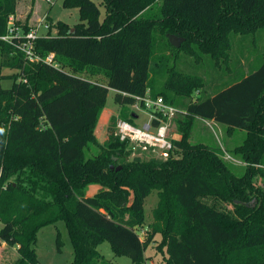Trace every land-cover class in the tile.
Here are the masks:
<instances>
[{"label":"trees","instance_id":"16d2710c","mask_svg":"<svg viewBox=\"0 0 264 264\" xmlns=\"http://www.w3.org/2000/svg\"><path fill=\"white\" fill-rule=\"evenodd\" d=\"M102 3L107 14L99 23L89 0H63V6L80 7L87 21H58L35 40V52L42 58L53 53L55 66L30 62L2 39L18 0H0V79L13 80L10 88L0 87V240L16 247L14 264H40L38 230L59 220L72 241L73 264H112L96 248L103 239L116 255L146 264L145 250L156 234L162 235L157 248L163 264H264V183L255 181L258 176L264 182V57L256 70L226 80L208 96L193 97L207 88L206 77L175 67L161 88L149 82L158 35L166 50L182 49L198 63L209 55L220 65L232 59V34L264 30V0ZM15 24L25 32L32 28L28 20ZM169 33L185 41L175 47ZM5 68L16 72L3 74ZM110 89L123 106L148 93L186 112L174 120L181 137L173 139L169 157L131 158L132 147L114 128L87 155ZM121 118L134 122L126 110ZM196 118L246 130L233 149L245 163L242 174L214 147L191 141ZM111 120L115 126L117 117ZM90 185L99 191L88 195ZM152 190L158 191V204L144 243L136 227L144 222ZM218 200L232 208L221 209ZM60 243L58 238L59 249Z\"/></svg>","mask_w":264,"mask_h":264},{"label":"rangeland","instance_id":"374dc122","mask_svg":"<svg viewBox=\"0 0 264 264\" xmlns=\"http://www.w3.org/2000/svg\"><path fill=\"white\" fill-rule=\"evenodd\" d=\"M97 8L99 15L97 21L103 22L107 11L105 9L102 0H89ZM158 6H154V11ZM49 15L48 21L53 25L58 21H63L73 26L76 23L86 22L87 19L83 18L81 8L78 6L67 7L63 6V0H56L54 3H49L47 0H18L17 13L15 19L21 22L33 17L37 21H33V26H36L40 19L45 15ZM50 24V27H51ZM43 30V28H42ZM41 30V32H42ZM53 35L56 34L54 26L51 28ZM158 35L156 38V46L151 61V77L149 79L150 86L154 89H159L163 86V83L169 74V69L175 67L179 71L201 74L206 77L208 81L207 88L199 93H194V98L197 96H208L218 92L226 80L233 78L234 81L241 78L243 73H249L256 70L263 62L264 57V30L259 29L254 33L247 35H231L233 43L232 59L229 62H221L220 65H215L214 61L209 55L202 56V62H196L192 57L187 55L182 49L166 50L164 43ZM161 60V61H159ZM218 66V67H216ZM16 72L5 68L2 73L10 74ZM1 76V73H0ZM240 76V77H239ZM102 82H105V78H101ZM215 83H214V82ZM233 82V81H232ZM13 83L11 78H3L0 80V87L10 88ZM223 83V84H222ZM115 90L110 89L105 107L101 111L99 120L94 129V135L96 142H92L88 149H86L87 155H92L99 150L100 145H104L105 141L109 138L111 128L115 129L112 125L113 117H121L122 111L126 110L130 115L132 109L130 106H123L115 102ZM136 109V108H135ZM137 110V109H136ZM139 119L135 122L137 125H143L147 119V115L142 109L138 110ZM207 121L211 122V119L196 118L193 121L191 128V141L202 142L209 146L214 147L218 151V156L223 160L230 162L234 165V170L237 174H242L245 169V163L241 160L240 156L234 153L233 149L242 144L246 137V130L240 128H234L233 130H227V126L220 124L216 121L217 125L212 124L213 128L207 124ZM172 132L174 139L181 137V132L178 128L177 122L174 121L172 125ZM220 148V150H218ZM131 158L133 156H143L146 159L151 157L163 158L158 154H155L150 149L135 148L132 149ZM122 166L118 163L116 169ZM113 168V165H111ZM255 181L258 185L263 186V180L256 176ZM100 186L90 185L88 187V195H93L99 191ZM208 203H213L215 199L206 198ZM218 206L229 211L232 205L228 202L216 201ZM158 204V191L152 190V192L145 199L144 203V222L142 225L136 227V231L139 233L142 241L145 243L152 232L154 223V209ZM2 223L0 222V228ZM58 238H60V249L58 248ZM162 240L161 234H156L154 239L147 244L145 255L149 257L146 264H163V254L159 252L157 246ZM37 256L40 264H73L74 252L72 241L68 232V229L63 220H59L53 224H49L41 227L37 233L36 243ZM96 248L100 253L109 260L112 264H133L129 256L124 253L115 254V249L112 244L103 239L98 242ZM18 252L16 247L7 244L0 240V264H14L18 258Z\"/></svg>","mask_w":264,"mask_h":264},{"label":"built area","instance_id":"2783aa9c","mask_svg":"<svg viewBox=\"0 0 264 264\" xmlns=\"http://www.w3.org/2000/svg\"><path fill=\"white\" fill-rule=\"evenodd\" d=\"M47 1L54 3L56 0ZM15 20L13 15L9 17L8 34L3 36L2 39L24 52L30 62L43 61L56 66L53 53L49 54L46 58H42L34 50L35 40L41 35H47V31L50 28L51 23L48 21V14L46 13L39 23L28 32L17 26ZM42 28L45 30L44 33L41 32ZM131 106H134V109H132L134 122L118 117L114 134L121 141L128 142L132 149L137 147L150 149L161 157H169L175 149L172 125L177 115L185 114L186 112L166 102L162 96L153 97L148 93L144 96H135V103ZM139 109H142L147 115V119L141 126L135 122L140 117L138 113ZM207 124L212 128V124L217 125L215 120H211V122L207 121Z\"/></svg>","mask_w":264,"mask_h":264},{"label":"water","instance_id":"95a60500","mask_svg":"<svg viewBox=\"0 0 264 264\" xmlns=\"http://www.w3.org/2000/svg\"><path fill=\"white\" fill-rule=\"evenodd\" d=\"M71 31H74V29H72ZM168 39L170 41V43L175 46V47H180L182 45V43L185 41V37H181L178 36L176 34H167ZM1 80V79H0ZM122 166H119L118 169H120Z\"/></svg>","mask_w":264,"mask_h":264},{"label":"crops","instance_id":"0c3cea01","mask_svg":"<svg viewBox=\"0 0 264 264\" xmlns=\"http://www.w3.org/2000/svg\"><path fill=\"white\" fill-rule=\"evenodd\" d=\"M48 16H49V15H48ZM33 21H37V19H35L34 17H33L32 19H30V23H29V24H30L31 26H33ZM41 30H42V29H41ZM44 32H45V30L43 29V30H42V33H44Z\"/></svg>","mask_w":264,"mask_h":264},{"label":"clouds","instance_id":"9594fccd","mask_svg":"<svg viewBox=\"0 0 264 264\" xmlns=\"http://www.w3.org/2000/svg\"><path fill=\"white\" fill-rule=\"evenodd\" d=\"M3 132V129H0V133H2Z\"/></svg>","mask_w":264,"mask_h":264}]
</instances>
